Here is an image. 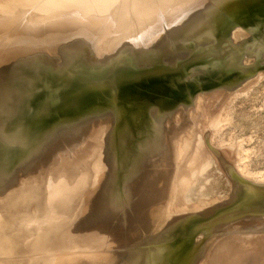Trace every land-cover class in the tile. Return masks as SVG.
I'll list each match as a JSON object with an SVG mask.
<instances>
[{"label":"rangeland","instance_id":"374dc122","mask_svg":"<svg viewBox=\"0 0 264 264\" xmlns=\"http://www.w3.org/2000/svg\"><path fill=\"white\" fill-rule=\"evenodd\" d=\"M225 1L227 0H0V30L4 26L10 27L12 31L8 35L16 30L15 34L31 36L37 34L34 28L50 26L59 21L69 24L62 33L65 36L80 33L77 30H83L86 34L92 44L93 55L90 60H93V64L86 68L78 66L71 69L59 78L63 80L61 85L68 86L74 81L85 84L91 78H105L117 70L131 72L132 76L140 78L160 67L158 70L180 68L182 64L179 61L182 57V61L185 59L190 62L185 66L190 69L193 67L198 72L192 77L184 75L178 79H169L161 86L164 94L169 96L164 102L167 112L152 114L156 109L146 108L149 115L146 121L143 119L144 125L140 126H147L146 134L154 132L156 137L154 150L147 154L153 156L151 160L156 157L155 166L139 168L133 176L121 177V189H116L112 176L116 166L111 164L109 153L113 149L114 139L110 136L111 127L117 121V114L106 110L70 122H65L67 116H63L57 120L59 127L56 128H64L69 133V139L61 142L56 149L45 151L43 157L33 162L37 165L30 164L31 166L11 174L4 187L6 192L14 191L0 196V203L5 204L4 207L0 205V222L6 221H1L5 215L21 212L29 204H33L26 209L27 214L38 211L40 215L35 220L24 223L21 228H30L34 223V234L41 238L48 235V229L60 226L59 222L80 219L82 211L87 207V200L92 198L95 199L94 208L106 205L97 209L106 214L104 221L100 214H97V218H84V214L75 227L81 226L80 231L85 229L88 232L87 225H90L93 232L100 231L101 236L83 245H76L71 239V246L65 247V252L70 253L68 260V255L64 254L68 264H125L134 253L132 246L153 235L152 222L155 217H161L157 226H161L166 235L158 239L153 248H164L170 252L167 264H175L179 260L178 264H222V258L225 264H264V223L246 228L232 224L241 217L235 211L239 197L235 200L232 198L235 190L243 187L248 192L254 186H264V0H248L249 3H245L247 6L243 7L246 20L238 19L224 32L228 39L235 36L234 55L239 53V38L242 45L247 47L239 61L242 70L233 72L232 80L226 78L207 83L203 89H196L191 98L184 94L186 86L193 84L194 80L205 82L212 72L230 64L229 54L215 57L210 55L211 51L197 59H193L194 54H191L204 45L207 48L214 46V38H205L208 29L206 26L213 16L212 12ZM144 34L147 39L142 38ZM154 36H159L162 41L161 55L144 61L139 56L143 53L149 56L150 42L154 40ZM2 40L1 36L0 42ZM186 55L188 57L184 58ZM2 61L4 60H0V67ZM28 95L23 85L15 90L10 88L3 96L0 95V102H3L0 104V118L8 119L12 112H23L28 117L29 109L22 107ZM42 101L37 107L41 118L49 119L53 110L58 113L57 110L63 108L60 94L55 99L49 96ZM119 122L120 120L117 127ZM98 128L100 130L96 133ZM92 135L98 138H93ZM164 146L167 151L166 159L163 156ZM147 157L143 165L150 161ZM71 168L76 176L75 181L67 173ZM36 172L42 175L41 180L34 175ZM6 175L4 172L0 173V178ZM57 184L61 187L65 185L67 191L61 194L54 192ZM148 189L150 195L155 196L154 199L148 195ZM51 190L56 197H49L48 192ZM4 191H0V194ZM40 191L43 193L41 195H48L49 198L42 200V206L36 208V200L41 197ZM63 201L65 205L61 204ZM208 211L211 212L206 215ZM249 214V217L255 216L254 213ZM162 217L171 223L181 218L193 217L197 228H191L185 235H174L176 229H165ZM42 222H45L43 226ZM209 222L215 223L209 225ZM17 225L14 222L8 224V228L15 229ZM182 229V232L188 230L185 227ZM179 235L180 238L175 237ZM185 240L192 248L187 254L180 255L178 252H181L180 247ZM151 242L147 240L140 245L143 248L151 247ZM45 251L46 249L38 253L31 250L9 252L0 249V263L51 264L53 256L47 255ZM165 262L162 264H166Z\"/></svg>","mask_w":264,"mask_h":264},{"label":"bare ground","instance_id":"6f19581e","mask_svg":"<svg viewBox=\"0 0 264 264\" xmlns=\"http://www.w3.org/2000/svg\"><path fill=\"white\" fill-rule=\"evenodd\" d=\"M153 4H154V2H153ZM213 13L214 12H212V15H213ZM25 22H26V20H25ZM33 22H34V20H33ZM68 25L69 24L65 21H61V22L59 21V22H55L54 24H51L50 26H40V28L39 27L34 28V30H35V32H37V34H33V35L31 34V36L30 35L29 36H23V35H21V33L15 34L14 32L16 30L15 31L13 30V32H11L12 34L8 35L10 33V31H12V29H10V27L4 28L5 26L3 28H1L0 32L2 33L1 36L3 37V40H2V42H0V46H1L0 47V60H4V62L2 61L3 62L1 64L2 66L0 67V93H1L0 95L1 96H3L7 92L8 89L11 88V89L15 90V89L19 88V86L23 85L26 89L27 94H29L28 95V97H29L34 91L36 93L41 88V85H43L42 83H44L47 79H50V78L59 79V78H62L63 76H65L73 68H76L78 66L86 68L87 66H90L93 64V60L92 61L90 60V58L93 55L92 44L89 43L88 38L86 37V34L83 32V30H77L80 33H78L76 35H71L70 37H68L67 35L65 36L62 33L65 32V28ZM26 27H27V25H26ZM78 27L79 26H77L76 29H78ZM131 28H130V32H131ZM156 28L157 27L155 26V29ZM73 29L76 30L74 27H73ZM133 29H135V28H133ZM5 30H8V31H5ZM28 32H30V31H28ZM38 32H40V33H38ZM174 33L177 36L179 35V34H177L176 30H174ZM68 35H69V33H68ZM142 36H143L142 38L147 39V36L145 34ZM153 38H154V40H152V42H150L151 48H150V52H149L150 54H148L149 56H146L145 53L140 55L137 52V54L140 55L139 56L140 59L146 61V59L148 60L149 58H155V57H158V55L159 56L161 55V43H162V41L160 40L159 36L158 37L154 36ZM145 42H147V40H145ZM118 55H120V54H118ZM160 58H159V61H160ZM93 59H95V58H93ZM114 59H116V58H114ZM95 62H96V60H95ZM110 62L112 65V61H110ZM150 63H152V62H150ZM98 71H96V72H98ZM88 72H90V71H88ZM126 72H128V71L117 70L114 73H110V74L106 75L105 78H101V77L99 79L91 78L88 80L89 82L87 81L88 84H87V82L85 84H82L78 81L77 82L74 81V82L70 83L68 86L62 85L64 90H63V92L58 93L62 96V106L64 108V109L61 108L63 110L62 112L69 113L66 110V108L73 100L81 99V98H84L86 96L99 97L102 95H106L109 97V99H105V97L102 96L107 101V103L109 104L110 111L113 110L112 107L115 105V102H116V96L115 95H116V90H117V83L124 82V81H130V80L134 81V80L139 79L135 76H132L133 74H131V72H129V73H126ZM60 83H62V82H60ZM4 89H6V90H4ZM28 97L25 100H27ZM34 97H35V95H34ZM47 97H49V96H47ZM47 97L45 96L43 98H38V99H36V101H34V104H32V105L35 107V111H32V108L30 109L31 112H33V115L31 118L26 119L24 116V113L22 111H21L22 113L12 112L10 114V116L7 117L8 119L0 118V173L4 172L7 174L5 177L0 178V186H1L0 191L5 190L4 193L0 194L1 197L6 196L9 193L14 191V190H12V191L9 190V192H6V188L4 187V184H8L7 182L11 178V174H15V172H18V170L22 169L23 167H27L30 164L33 166L35 164L33 162H37L41 157H43L44 156L43 153L45 151L54 149L61 142H66L67 139H69V137H70L68 135L69 133H66L64 128H62V127L56 128L58 126L57 121L53 122L52 125L47 127L48 129L45 128V131H42L41 133L38 132V130H39V128L37 129L38 123L43 122V121L48 120V119L41 118L38 115V113L40 111L37 113V107H38L39 102L42 101L43 99H47ZM45 101H47V100H45ZM25 103H26V101H25ZM57 103H59V102H57ZM0 104L2 105L3 102H0ZM54 104H53V106H54ZM148 107H150V109H148V110L156 109V110L152 111L153 112L152 114H158L159 115V114H164L165 112H167L166 110L163 111V110L158 109V108H153L154 106H152V105H148ZM110 114H111V112H110ZM44 115H46V114H44ZM52 126H53V128H52ZM99 130L100 129L98 128L96 130V133H98ZM126 133H127V131H126ZM73 134H71V138L73 137ZM91 137L98 138V136H93V135ZM130 139L131 138H127L126 136H124L123 139L122 138L119 139L116 137L112 140V144H113L112 148L113 149L110 150L109 159H110L111 164H113V166H116L115 172H113L112 176H114V178H113V183H115L114 186L118 190L120 188V185H122V183L120 181L121 177L127 178V177H130L131 175L133 176L135 173H137V171H139L138 170L139 168L141 169V168H145V167L155 166L157 164L156 162L154 163V160H156V157L153 160H151L153 156L147 155L150 151L154 150L153 146H155L157 143L155 141L156 137L154 136V132L147 133V134L145 133L144 136L142 137V140L139 143H137L133 148L130 146V143H128V140H130ZM155 153H157V152L155 151ZM166 155H167V151H166L165 146H164L163 156H165V159L167 158ZM145 157L149 158L150 161H148L146 164H144L145 165L144 166L143 162H144ZM161 163H162V161L159 164H161ZM35 165H37V164H35ZM38 166H40V165H38ZM72 169L73 168L67 170V173L70 176H72V181H75L76 176H75V173L72 171ZM40 173L43 174V171L41 170ZM40 173L36 172V174H34V175H36V178L38 180L42 179V175ZM43 177H45V175ZM157 178H158V176H157ZM11 181H13V180H11ZM68 181L71 182V180H68ZM106 181L109 183L108 179ZM158 184H160V183H158ZM57 186L59 188L57 187L54 192H58L61 194V193H64L67 191V189L65 188V185H63L61 187L59 184H57ZM165 187L166 186H164V188ZM42 189H43V187L41 188V190ZM242 190H246V188L240 187L237 190H235L234 194L232 195V198L235 200V198L239 195L240 192H242ZM7 191H8V189H7ZM54 192H52V190L50 191V193L48 192V195H50L49 197H52ZM17 193H15V194H17ZM148 193H149L148 195H150L149 189H148ZM41 194H43L42 191H40V195ZM154 194H156V193H154ZM248 194L249 195H248L247 199H245V201L242 203L243 208L239 207V214H240L239 216H241V217L238 219V221L234 222L235 224L232 223L233 225H238L239 228H246V227H250V226H259V225L264 223V215L262 214L264 212V187H260V186H257L256 188L253 187L251 190L249 189ZM48 195H41L40 199L36 200L37 201V203H35V205L37 204L36 208L38 206H42L41 205L42 200L49 198ZM164 195H166V194H164ZM53 196L56 197L55 195H53ZM91 196L93 197V195H91ZM121 196H123V195H121ZM151 197H153V199H154L155 196H151ZM159 197H160V195H159ZM72 198L73 197H71V199ZM148 199H149V196H148ZM148 199H146V200H148ZM153 199H151V201ZM94 200L92 198L87 200V202H86L87 207L82 211V213L80 215V219L79 218L76 220L73 219L72 221L67 222L68 224L64 221H63V223L59 222L60 226H56L53 228H50V225H48L50 228V229H48V235H43V236L41 235L42 236L41 238H38L40 235L36 236L34 234L35 229H36V227L34 226V223L31 225L30 228H27V229L21 228L24 223L26 224L29 221H33L36 218H38V216L40 215V213L38 211H36L34 214H27L26 209L30 208L31 205H33V204H29L28 207L25 208V210H22L21 212H16L13 214L5 215L4 218L1 217L2 218L1 221H3V220H6V221H4L2 223L0 222V249L9 250V252H11V251L19 252V251H23V250H31V251H33V253L34 252L38 253V252L42 251L43 249H46L45 253L47 255L53 256L52 261H50L51 264H68L66 262V256L64 254L68 255L67 256V260H68L70 257L69 256L70 253L65 252V247L67 245L71 246L70 245L71 239L75 242L76 245L78 243L83 245V244L90 243V241L93 238H95L97 236H101V235H99L100 231L98 233L93 232V227L90 225H87L88 232H86L85 229L80 231L81 226L75 227V225L78 224V222L82 219V216H84V214H85L84 218H93L94 216H96L95 218H97L98 217L97 214H100V215H102L101 220L104 221V216L106 214L101 212V211H98V210L104 208V206L106 207V205H104L102 208H97V207L94 208V206H95ZM134 200L136 201V199H134ZM152 202H154V201H152ZM61 204L65 205V202L63 201ZM160 204H159V206H160ZM0 205L3 207L5 206L4 203H0ZM43 207H46V206H43ZM91 208H94V210H91ZM161 208H164V207H161ZM157 209H158V207H157ZM0 210H2V209H0ZM59 210L61 211V209H59ZM49 211H50V209H49ZM210 212L211 211H208L206 213V215H209ZM162 213H163V211H162ZM249 213H254L253 215H255V216L249 217V216H251V214H249ZM51 215L53 216V214H51ZM206 215H203V216H206ZM160 218L161 217H158V218L155 217L154 221L152 222L153 225L151 224L153 227V231H154L153 235L151 237H147L146 239L143 238L144 240L138 241L136 244H134L132 246V248L134 247L133 248L134 253H132V256L129 259H127L128 261L125 262V264H133V263L141 264L140 262H145V261L150 262L149 264H160V261H162L163 263L166 261L165 263L167 264V261L170 260L169 259L170 258V252L164 248H162V249H156V247L153 248V246L157 243L158 239H160L161 237H165V235H166L165 230L161 226H159L160 228H158V226H157L158 222L160 224V221H159ZM192 219L193 218H181V219L175 220V222L171 223V222H167L165 220V218L162 217L161 222L163 223V226L165 229L175 230L179 227L180 228L185 227L186 223L187 222L191 223ZM14 222H16L18 224L16 226V228L15 229H9L8 224H11ZM44 223L42 222V226L44 225ZM214 223H210L209 225H212ZM156 227L158 229H155ZM137 231H140V230H137ZM43 234H45V233H43ZM110 234H112V233L110 232ZM146 234H147V232H146ZM141 237H144V236H141ZM98 238H100V237H98ZM75 240H77V241H75ZM147 240L152 241L151 247L150 246H148L147 248L141 247L140 244L143 242H146ZM97 241H99V240H97ZM49 245H51V246H49ZM162 258H163V260H161ZM173 259H175V258H173ZM184 260H185V258H184ZM222 260H223V258L220 260L221 263L225 264L224 260L223 261ZM187 261L185 263H187ZM11 262H13V261H10V263ZM120 262L121 261H119V263ZM162 262H161V264H162ZM171 262H172V259H171ZM178 262H180V260ZM178 262L175 264H178ZM237 263H235V264H237ZM25 264H27V263L25 262ZM169 264H171V263H169Z\"/></svg>","mask_w":264,"mask_h":264},{"label":"water","instance_id":"95a60500","mask_svg":"<svg viewBox=\"0 0 264 264\" xmlns=\"http://www.w3.org/2000/svg\"><path fill=\"white\" fill-rule=\"evenodd\" d=\"M247 1L248 0H227L215 9L213 16L208 23V26H206L208 28L207 35L205 34L206 40L209 38H214V46L207 48L204 45L199 48V50L195 49L191 54H194L193 59L203 57L204 54L206 55L211 51L212 52L210 53V55L215 57H219L223 54H229L230 64H226L225 66L217 69L215 72H212V74L208 76V79L205 82L194 80L193 84L187 85L184 89V94L187 98H191L196 89H203L207 83H211L214 81H223L226 78H230V80H232V73L236 72V70H242V67L239 65V61L240 57L243 55L247 47H244L242 45V42L239 38L237 46L239 53L237 56L234 55L233 39L235 38V36L228 39L224 32L227 28L231 27L234 22H237L238 19L246 20V12L243 11V7L247 6L245 4L249 3ZM205 42L203 44H205ZM253 45H256V43H254ZM186 57L188 56L186 55L184 58ZM182 58L179 61V64H182V67L180 68L176 67L175 69L169 68L158 70L161 68L160 67L148 74L141 76L137 80L117 83V90L115 95L116 102L112 107V111L117 114V121L115 122V125H112V134L110 135L111 138L117 137L119 139H123L124 136H126L127 138H131L130 140H128V143H130V146L133 148L142 140V137L146 133L147 126L141 127L140 125H144L143 121H146L149 115L148 110H146L148 105L154 106L153 108L168 111L166 106L164 105V102L167 100V98H169V96L164 94V90H161V86L166 83L165 81H169V79H178L180 77H183L184 75L192 77L198 73L194 71L193 67L192 69H190V67L185 66V64L190 62H186L185 59L184 61H182ZM164 67H166V65ZM60 82L62 81L57 78L47 79L44 83H42L43 85H41V88L36 93L34 91L28 97L26 103H24L22 107L26 106V108L29 109V118H31L33 115V112H31L30 109L32 108V111H35V107L32 104H34V101H36V99L43 98L45 96H50L53 97L52 99H55L58 93L63 92L64 88L62 87ZM102 96L105 97V99H109V97L106 95ZM102 96H86L81 99L73 100L66 108L69 113L62 112L63 110H57L58 113H56L53 110L48 120L38 123V132L41 133L42 131H45V128L49 127L53 122H56L63 116H67L65 122H70L73 121L72 119H82L87 117V115H91L92 113L106 111V109L107 111H110L109 104ZM28 117L25 116L26 119ZM118 120H120V122L119 126L117 127ZM257 186L254 187L256 188ZM259 186L264 187L263 185ZM248 195L249 194L247 190H242V192H240L237 196L239 197V202L235 206L237 216L240 215L239 207L243 208L242 203L245 201V199H247ZM262 214L264 215V212ZM194 227L195 224L192 219L191 223L187 222L185 225V228L188 229L187 231L182 232L183 229L179 227L175 230L177 232L174 231V235H185L186 232L190 231V229H193ZM196 228L197 227H195L194 229ZM180 235L175 237L180 238ZM191 248L192 247L188 246L185 240L183 246L180 247L181 252L178 253L180 255L187 254Z\"/></svg>","mask_w":264,"mask_h":264}]
</instances>
